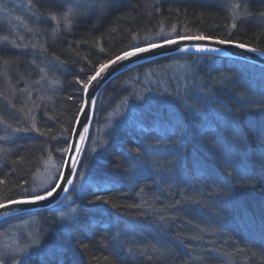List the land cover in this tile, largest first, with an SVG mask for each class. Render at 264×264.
Here are the masks:
<instances>
[{"label": "trees", "instance_id": "1", "mask_svg": "<svg viewBox=\"0 0 264 264\" xmlns=\"http://www.w3.org/2000/svg\"><path fill=\"white\" fill-rule=\"evenodd\" d=\"M29 2L43 18L72 5ZM180 36L264 50V0H105L41 37L53 67L30 45L0 40V122L18 131L0 141V204L48 191H34L35 176L49 157L63 166L84 88L102 64ZM0 37L10 38L2 22ZM64 200L65 211L0 222L22 249L0 264H264V68L182 53L116 76L98 97Z\"/></svg>", "mask_w": 264, "mask_h": 264}, {"label": "water", "instance_id": "2", "mask_svg": "<svg viewBox=\"0 0 264 264\" xmlns=\"http://www.w3.org/2000/svg\"><path fill=\"white\" fill-rule=\"evenodd\" d=\"M240 45H243V47ZM140 49H143V51ZM126 53L131 54L125 55ZM182 53L235 58L264 68L263 49L250 44L211 36L173 37L135 47L115 56L96 70L84 88L82 105L72 130L67 154L56 184L42 195L18 198L1 203L0 222L27 212L54 209L65 199L73 185L76 171L89 138L98 97L109 81L135 66L161 57ZM105 65L107 66L105 67ZM93 77L95 78L93 79ZM49 193L51 194L49 195Z\"/></svg>", "mask_w": 264, "mask_h": 264}, {"label": "rangeland", "instance_id": "3", "mask_svg": "<svg viewBox=\"0 0 264 264\" xmlns=\"http://www.w3.org/2000/svg\"><path fill=\"white\" fill-rule=\"evenodd\" d=\"M104 4L105 0H72V5L62 15L56 18H43L35 12V9L29 0H0V22L6 24L10 35V38L0 37V40L24 47L30 45L33 49L37 50L35 55L38 60L39 58L41 59L44 67L48 61L44 55L43 46L40 44L43 43L41 37H53L56 32L67 29V27L70 26L72 19H76L81 15L89 13L93 11V9H97ZM237 7L238 4H234V8ZM161 33L164 35H171L172 32L162 30ZM48 65L53 67L56 66V63L51 61ZM43 79H45V77H43ZM38 85L40 86V89H38L39 91H45L43 89L47 83L39 81ZM132 106V103L127 102L123 106L118 107L113 112L112 117L119 115L122 111H129ZM30 108L31 106L29 104V107H27L25 111L28 118L32 115V110H30ZM113 122L114 119L109 120L108 124L104 127L111 126ZM15 132L17 133L18 131L11 126L0 122V141H2V138L4 137L13 135ZM94 134H96V132ZM98 153L99 151L96 152V156L99 155ZM61 170L62 166H60L53 157H49L45 161L43 168L35 176L34 191L43 192L50 190L52 186L56 184ZM78 184L79 187L84 186L86 184V179H82ZM68 206L69 200H64L59 203L56 208L59 211H65L68 209ZM15 238H18V236L17 233H14L13 231L0 233V257H5L8 256V254L13 253H21L22 249H20L19 246H16Z\"/></svg>", "mask_w": 264, "mask_h": 264}, {"label": "snow or ice", "instance_id": "4", "mask_svg": "<svg viewBox=\"0 0 264 264\" xmlns=\"http://www.w3.org/2000/svg\"><path fill=\"white\" fill-rule=\"evenodd\" d=\"M223 42V41H222ZM241 47H243V45H240ZM141 51H143V49H140ZM131 53H126L125 55H130ZM107 65H105V67H106ZM95 77H93V79H94ZM51 193H49V195H50ZM41 199L43 198V197H40Z\"/></svg>", "mask_w": 264, "mask_h": 264}]
</instances>
